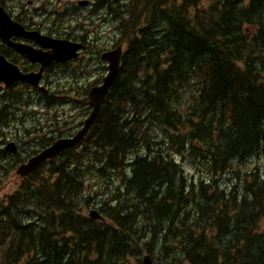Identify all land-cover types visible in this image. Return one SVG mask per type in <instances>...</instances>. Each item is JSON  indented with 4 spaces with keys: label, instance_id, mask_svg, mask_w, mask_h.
<instances>
[{
    "label": "trees",
    "instance_id": "obj_1",
    "mask_svg": "<svg viewBox=\"0 0 264 264\" xmlns=\"http://www.w3.org/2000/svg\"><path fill=\"white\" fill-rule=\"evenodd\" d=\"M93 1L119 75L80 148L0 203V264H264V169L243 168L264 152V0Z\"/></svg>",
    "mask_w": 264,
    "mask_h": 264
},
{
    "label": "flooded vegetation",
    "instance_id": "obj_2",
    "mask_svg": "<svg viewBox=\"0 0 264 264\" xmlns=\"http://www.w3.org/2000/svg\"><path fill=\"white\" fill-rule=\"evenodd\" d=\"M80 1L82 0H78L77 2L78 6ZM71 2L72 0H69V3L65 0L63 5L67 6L69 4L71 6ZM27 6L28 8H32V2L30 1ZM0 7L4 8L5 12L14 23L21 25L27 32H39L41 35L47 36L53 40L69 41L73 44L81 46L74 58L66 61H52L50 63H46L44 66L42 62H33L29 60L26 56L16 50L15 45H22L30 50L41 51L44 54L51 53V48L42 46L37 43V41L23 36L13 35L10 37L8 42L0 38V56L4 58L6 62L12 66V68L16 67L22 74L25 75H37L40 73V78L37 84H31L23 80H18L8 85L4 82L0 83V100L4 99L6 102L2 112H0V120L3 119L1 128L12 122L14 118H18V113L23 108L22 98L25 93H34L37 94L38 97L45 99L46 103L44 102L43 104L48 110L55 112L58 107L66 104L67 107L71 108L69 114L72 112L74 114H82L79 122H75L76 119L72 118L75 122L74 126L76 127L71 126V123H67V117H64L62 125L60 124L59 126H56V124H53L52 126L49 125L48 128H45L49 130V133L52 136L45 137L43 139H41L40 136L36 137L37 139L35 141L40 143V149L34 150L30 156L27 157V159H23L21 161L19 160L21 152L20 143L16 141L17 138L15 137L14 139H10L1 137L0 145H5V147L4 149H0V153L4 152L9 154L14 159L16 157V159L20 162V165H23L31 157L43 151L55 141L73 138L78 134V132L83 128L84 121L90 112V106L88 104L89 93L93 89L102 86L105 77L109 73V63L103 58V55L117 49L118 47L122 48L124 54L128 44L126 40L121 41L122 39L119 37V30L117 29L119 26L118 18H116L114 14L111 16L108 8H105V10L107 14L110 15V22L106 23L111 24V33L106 36H102L101 31H98V29L94 31L89 29L91 21L94 23L93 25L97 27V22L93 21L96 18V15L95 17L94 15L90 17V12L93 11L96 14L99 10L104 9L103 6L98 5V3H95L93 0H91L90 4L87 6H79L82 9L81 12L74 11L73 13V10H71L70 13H73L71 18L76 20L75 25H72L70 20L68 21L64 17L60 20L51 19L49 16L51 13L46 10L43 14L46 16L40 19L42 20V23H37L34 20V10L27 11L25 5H22L21 3H18V5L13 9H8L7 5L2 6V4H0ZM55 12L58 13V11ZM101 12L102 11H100V13ZM104 24L105 23H103L102 26ZM82 25H84V27L81 29L80 26ZM76 31L81 34L75 35ZM122 58L123 57H121V63ZM80 92H86V95L84 96L85 101L83 104L80 103V106L73 108L71 105L76 104V102H74L71 98H74L73 95L77 93L80 95ZM55 117L56 119H60L58 112ZM75 117H77V115H75ZM72 119H70L71 122ZM60 122V120H57L58 124ZM3 138L4 140H12L8 142L15 144L17 150L16 153L7 149L8 147H6V145L8 142L6 143L3 141ZM78 147H80V144H78L75 148ZM63 154H61L60 158L64 156ZM53 163H56V159L46 162L44 166H48ZM4 167V165L0 164L1 172H4Z\"/></svg>",
    "mask_w": 264,
    "mask_h": 264
},
{
    "label": "rangeland",
    "instance_id": "obj_3",
    "mask_svg": "<svg viewBox=\"0 0 264 264\" xmlns=\"http://www.w3.org/2000/svg\"><path fill=\"white\" fill-rule=\"evenodd\" d=\"M32 2V8H28L27 4ZM67 3H69V0H66ZM126 1V0H124ZM65 0H0V4L7 5L8 9H13L15 6L18 5V3H21L22 5H25L26 10H34V17L35 22L42 23L40 19L44 18L46 15H43L45 10L50 12L49 15L51 19L54 20H60L63 17L66 18L68 21L70 20V23L72 25H75L76 20L74 18H71L74 11L81 12L82 9L77 5L78 0H72L71 6L68 4L67 6H64L63 3ZM71 10H73V13H70ZM55 11H58L55 12ZM100 11H102L100 13ZM55 12V13H54ZM106 10L102 9L99 10L98 13H94L93 11L90 12V17L96 15V18L93 20L97 22V27L94 26L93 22H90L89 29L94 31L98 29V31H101L102 36H106L111 33V24L106 23L110 22L109 14H106ZM107 15V17H106ZM109 19V20H108ZM101 20V22H100ZM108 20V21H107ZM44 22V20H43ZM99 22V23H98ZM105 23L103 26L102 24ZM52 24V23H51ZM78 27V26H77ZM81 29L84 27V25L80 26ZM74 34V32H73ZM81 33L76 31L75 35H80ZM108 37V36H107ZM78 95V96H77ZM86 95V92H80L73 95L74 98H71L76 102V104L71 105L73 108L76 106H80L79 104L84 103V96ZM72 96V97H73ZM23 102V108L18 113V118H14L12 122L6 124V126H3L1 128L0 126V138H10L14 139L17 138L16 141L20 143V155L19 160L27 159L29 155L34 151L40 149V143L36 142V137H39L41 139L45 137H51L52 135L49 133V130L45 129L48 128L49 125L52 126L53 124H56V126L62 125V120H64V117H67L66 122L71 123V126H74L75 122H79L80 118L82 117L81 113L74 114L73 112L71 114V108L67 107L66 104H63V106L58 107L57 111L48 110L41 104L42 102L46 103L45 99H42L38 97L37 94L34 93H25L23 94L22 98ZM6 102L4 99L0 100V112H2L3 107L5 106ZM65 105V106H64ZM72 108V109H73ZM58 112V116L60 119H56L55 115ZM77 115V117H75ZM72 118H75V122ZM72 119V122L71 120ZM57 120H60L61 122L58 124ZM64 124V123H63ZM39 128V129H37ZM44 128V129H43ZM3 132V136H2ZM16 135V136H15ZM4 140L6 143L8 141L12 140ZM5 145H0V149H4ZM16 160V161H15ZM181 161V164L184 166V168L190 172L195 171L191 167L190 160L186 157L183 158ZM18 162V164L16 163ZM0 164L4 165V172L0 174V203L3 202L8 196L13 195L15 192H17L23 182L22 180L16 175V168L20 165V162L18 159H15L6 153H0ZM17 165V166H16ZM244 170L246 172H252L255 169L259 168L261 170L264 169V152L261 153L258 157L253 158L249 160L244 166ZM51 167L46 169L45 171L49 172ZM196 173V172H195ZM47 177L49 174L46 175ZM109 178H102L97 176H88L85 177V181L87 183V186L89 190L94 189V191H100L103 190L105 187L108 189L112 186V183H118L120 177L115 175L108 176ZM54 178L53 180H55ZM101 200L95 199L89 206L83 207V210L81 214L84 216H88L89 212L92 209L99 210V202ZM159 253V252H158ZM143 256L141 255L140 258ZM130 264H136L135 258L130 260ZM158 264H161V262H158Z\"/></svg>",
    "mask_w": 264,
    "mask_h": 264
},
{
    "label": "water",
    "instance_id": "obj_4",
    "mask_svg": "<svg viewBox=\"0 0 264 264\" xmlns=\"http://www.w3.org/2000/svg\"><path fill=\"white\" fill-rule=\"evenodd\" d=\"M80 4L87 5L88 1H83ZM13 35L31 38L37 41L40 45L51 48V53L44 54L41 51L30 50L22 45H15L16 50L26 56L29 60L33 62H42L44 66L46 63H50L52 61H66L74 58L77 55L76 53L78 50L81 48L80 45L73 44L69 41L53 40L47 36L41 35L39 32L25 31L21 25L16 24L11 20L3 7H0V38L8 42L10 37ZM122 54V48L119 47L115 51L103 55V58L109 63V73L105 77L103 85L93 89L89 93V103L93 107V111L89 118L85 121L83 129L73 139H63L55 142L51 147L32 158L29 163L21 166L18 169V174L21 177L28 176L46 160L53 159L59 156L66 149L75 146L88 132L98 116L102 102L118 76ZM39 78L40 73L37 75L22 74L16 67L12 68V66H10L6 60L0 56V83L4 82L8 85L15 81L23 80L31 84H37ZM7 149L16 153V147L13 144H10ZM89 218L93 221H105L103 216L97 210H91ZM142 263L155 264L150 255H145L142 259Z\"/></svg>",
    "mask_w": 264,
    "mask_h": 264
},
{
    "label": "bare ground",
    "instance_id": "obj_5",
    "mask_svg": "<svg viewBox=\"0 0 264 264\" xmlns=\"http://www.w3.org/2000/svg\"><path fill=\"white\" fill-rule=\"evenodd\" d=\"M106 5H107V3H106ZM117 12H118V10H116ZM113 12V11H112ZM116 13V12H115ZM107 14V13H106ZM113 14V13H112ZM108 15V14H107ZM107 15H106V17H107ZM119 21V20H118ZM30 156V155H29ZM16 193V192H15ZM17 202V201H16ZM17 206V205H16ZM33 209V208H32ZM30 210V209H29ZM11 211V210H10ZM30 212H32V210L30 211ZM29 212V213H30ZM105 217V216H104Z\"/></svg>",
    "mask_w": 264,
    "mask_h": 264
}]
</instances>
